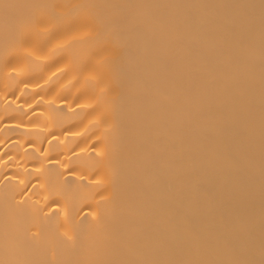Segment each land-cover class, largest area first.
<instances>
[{
  "label": "bare ground",
  "instance_id": "6f19581e",
  "mask_svg": "<svg viewBox=\"0 0 264 264\" xmlns=\"http://www.w3.org/2000/svg\"><path fill=\"white\" fill-rule=\"evenodd\" d=\"M0 264H264V0H0Z\"/></svg>",
  "mask_w": 264,
  "mask_h": 264
}]
</instances>
